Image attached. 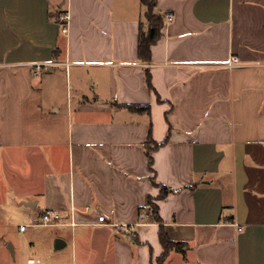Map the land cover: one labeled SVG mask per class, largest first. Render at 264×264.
<instances>
[{
  "label": "crops",
  "instance_id": "0c3cea01",
  "mask_svg": "<svg viewBox=\"0 0 264 264\" xmlns=\"http://www.w3.org/2000/svg\"><path fill=\"white\" fill-rule=\"evenodd\" d=\"M146 11L141 0H0V264L18 252L1 247L5 216L46 210L63 224L20 231L27 264H159L149 199L187 244L165 264H264V0H157L174 19L149 62Z\"/></svg>",
  "mask_w": 264,
  "mask_h": 264
},
{
  "label": "trees",
  "instance_id": "16d2710c",
  "mask_svg": "<svg viewBox=\"0 0 264 264\" xmlns=\"http://www.w3.org/2000/svg\"><path fill=\"white\" fill-rule=\"evenodd\" d=\"M141 1L143 5H145V7L147 8V11L145 14L146 22L141 26L140 41H139V58L142 61L149 62L151 61L152 58L153 45H155L163 35L162 31L165 25V19L164 16L156 12L157 0H141ZM128 108L131 111L139 112V113L148 112L150 110L149 106H143V105H132V106H128ZM159 146L160 145L155 144L154 146L149 145L147 147L148 156H149V165L151 166V168L153 166V157L151 155V152L153 149ZM169 191L170 190L168 188L163 187L159 199H162L166 195H168ZM147 213L152 222L161 224L160 241L163 245L164 253L159 258L158 262L159 264H165L166 259L173 250L183 252L184 249L187 247V244L178 243L171 240V238L166 233L162 225L163 222L159 214V206L156 203H154L152 199H149L147 203Z\"/></svg>",
  "mask_w": 264,
  "mask_h": 264
},
{
  "label": "rangeland",
  "instance_id": "374dc122",
  "mask_svg": "<svg viewBox=\"0 0 264 264\" xmlns=\"http://www.w3.org/2000/svg\"><path fill=\"white\" fill-rule=\"evenodd\" d=\"M3 156H0V194L5 190V177H6V166L5 163L3 162ZM29 219L24 218L23 216L20 215H15L12 218H5L3 219V222L5 225H13L14 228L10 227L5 230L7 233V240H4L1 244V247H4L8 250V244L16 245L17 247V256L13 257L12 255L8 257V260L11 262V264H17L18 262L23 261L24 264H27V251L23 249L27 245V236L30 232L27 234H23L20 231V226H28L30 224ZM45 226H35V227H30L28 230L31 232H40L43 231ZM6 242V243H5ZM45 263V262H44ZM100 261H95L94 264H99ZM103 264H112L111 261H104Z\"/></svg>",
  "mask_w": 264,
  "mask_h": 264
},
{
  "label": "built area",
  "instance_id": "2783aa9c",
  "mask_svg": "<svg viewBox=\"0 0 264 264\" xmlns=\"http://www.w3.org/2000/svg\"><path fill=\"white\" fill-rule=\"evenodd\" d=\"M165 19L167 22H171L174 17L171 14H167L165 16ZM59 22L61 24V30L64 34H68L69 32V22H70V16L68 13L62 14L59 17ZM46 64L38 63L36 64V71L35 74L41 73L43 70V67ZM229 68H234L238 66H242V63L237 58H232L229 64L227 65ZM148 215H145L144 218H146ZM99 221L101 223L105 222V217L100 216ZM63 224V215L59 211L55 210H46L43 213H41L38 217L33 218L30 221V224L28 226H20V230L22 232H25L30 227L35 226H45V227H53V226H60ZM74 225V224H73ZM40 262V261H37ZM30 263H35V260H30Z\"/></svg>",
  "mask_w": 264,
  "mask_h": 264
},
{
  "label": "water",
  "instance_id": "95a60500",
  "mask_svg": "<svg viewBox=\"0 0 264 264\" xmlns=\"http://www.w3.org/2000/svg\"><path fill=\"white\" fill-rule=\"evenodd\" d=\"M58 243L60 244V243H63V242H62L61 240H59ZM10 249H11V251L13 252L12 245H10Z\"/></svg>",
  "mask_w": 264,
  "mask_h": 264
}]
</instances>
